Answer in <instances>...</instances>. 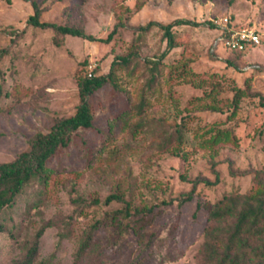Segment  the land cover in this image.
<instances>
[{
  "label": "rangeland",
  "instance_id": "1",
  "mask_svg": "<svg viewBox=\"0 0 264 264\" xmlns=\"http://www.w3.org/2000/svg\"><path fill=\"white\" fill-rule=\"evenodd\" d=\"M36 1L42 20L117 31L109 41L65 34L29 21L33 0H0V162L76 111L91 65L107 73L130 58L89 96L94 125L74 130L46 182L33 178L1 212L0 264L21 260L42 226L33 264H205L209 208L198 201L249 192L264 169V0ZM221 16L262 41L243 57L214 48ZM178 17L195 23L173 27L171 49L159 24L143 27ZM218 127L236 138L210 145ZM125 206L131 216H113Z\"/></svg>",
  "mask_w": 264,
  "mask_h": 264
},
{
  "label": "trees",
  "instance_id": "2",
  "mask_svg": "<svg viewBox=\"0 0 264 264\" xmlns=\"http://www.w3.org/2000/svg\"><path fill=\"white\" fill-rule=\"evenodd\" d=\"M33 4L35 10L30 15L29 21L34 25L52 26L65 34L84 35L91 39L103 41H109L117 31L114 28L106 37H96L92 34H86L80 26L42 20L39 3L33 0ZM230 20L232 24H236L231 18ZM183 23H195V21L186 17H178L168 23L150 20L143 27L148 29L159 24L168 38L167 49H171L176 44L173 27ZM249 48L228 49L235 56L243 57ZM117 57L119 58L113 59L109 72L101 74L94 72L92 75L87 72L80 78L79 94L81 101L73 114L58 119L47 131H37L31 138L28 149L20 152L14 159L0 162V214L6 206L15 203L16 196L33 178L37 177L46 182L49 159L59 147L69 144L74 130L94 125V113L89 96L108 81H114L113 72L118 61L128 62L130 58L129 55ZM239 98L240 96L235 98L232 114L237 112ZM235 138L233 128L218 127V130L206 142L214 145L221 141H233ZM194 188L195 186L183 193L184 201H191L194 198ZM116 197L122 198L118 194H110L107 201ZM198 205L200 208H209V224L202 255L205 264H264V169H255L254 187L249 192L228 194L214 203L200 199ZM119 214L131 216V210L125 206L113 211V216ZM98 224L99 222H96L94 225ZM3 228L4 224L0 222V229ZM44 229L45 226H42L37 231L36 237L25 256L15 264L34 263ZM92 238L93 228L87 232L82 240L78 251L79 255L89 247Z\"/></svg>",
  "mask_w": 264,
  "mask_h": 264
},
{
  "label": "built area",
  "instance_id": "3",
  "mask_svg": "<svg viewBox=\"0 0 264 264\" xmlns=\"http://www.w3.org/2000/svg\"><path fill=\"white\" fill-rule=\"evenodd\" d=\"M215 23L219 26L220 33L215 39L214 48L222 43L228 48L246 49L262 41V36L257 29L237 27L231 23L228 16H221L215 19ZM93 69L91 65L88 71L89 75L94 73Z\"/></svg>",
  "mask_w": 264,
  "mask_h": 264
}]
</instances>
